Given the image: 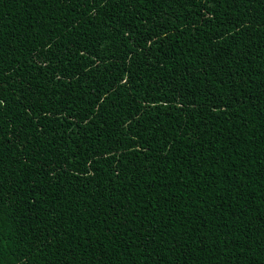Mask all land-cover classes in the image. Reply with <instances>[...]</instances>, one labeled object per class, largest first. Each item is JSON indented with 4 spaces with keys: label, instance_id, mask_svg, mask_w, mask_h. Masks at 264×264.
Listing matches in <instances>:
<instances>
[{
    "label": "trees",
    "instance_id": "16d2710c",
    "mask_svg": "<svg viewBox=\"0 0 264 264\" xmlns=\"http://www.w3.org/2000/svg\"><path fill=\"white\" fill-rule=\"evenodd\" d=\"M0 264H264V0H0Z\"/></svg>",
    "mask_w": 264,
    "mask_h": 264
},
{
    "label": "rangeland",
    "instance_id": "374dc122",
    "mask_svg": "<svg viewBox=\"0 0 264 264\" xmlns=\"http://www.w3.org/2000/svg\"><path fill=\"white\" fill-rule=\"evenodd\" d=\"M61 246L62 247H66L67 248V250L65 251V253H72L73 255H74V252H75V250H79V247H78V245H76V244H72L71 242H69V241H67L66 240V242L65 243H62L61 244ZM81 253V252H80ZM82 254V253H81ZM59 255V254H58Z\"/></svg>",
    "mask_w": 264,
    "mask_h": 264
}]
</instances>
